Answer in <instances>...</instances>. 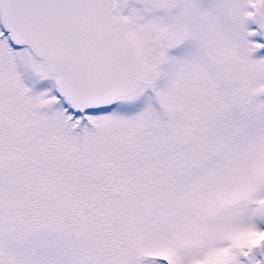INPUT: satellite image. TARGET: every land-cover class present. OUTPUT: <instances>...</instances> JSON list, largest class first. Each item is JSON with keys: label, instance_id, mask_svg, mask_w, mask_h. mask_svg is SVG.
Masks as SVG:
<instances>
[{"label": "snow or ice", "instance_id": "snow-or-ice-1", "mask_svg": "<svg viewBox=\"0 0 264 264\" xmlns=\"http://www.w3.org/2000/svg\"><path fill=\"white\" fill-rule=\"evenodd\" d=\"M0 264H264V0H0Z\"/></svg>", "mask_w": 264, "mask_h": 264}]
</instances>
